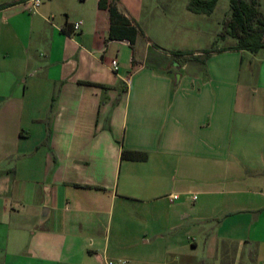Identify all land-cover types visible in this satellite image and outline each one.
Wrapping results in <instances>:
<instances>
[{
    "label": "crops",
    "instance_id": "0c3cea01",
    "mask_svg": "<svg viewBox=\"0 0 264 264\" xmlns=\"http://www.w3.org/2000/svg\"><path fill=\"white\" fill-rule=\"evenodd\" d=\"M30 1L0 0V264H264V50L170 63L124 0L133 46Z\"/></svg>",
    "mask_w": 264,
    "mask_h": 264
},
{
    "label": "rangeland",
    "instance_id": "374dc122",
    "mask_svg": "<svg viewBox=\"0 0 264 264\" xmlns=\"http://www.w3.org/2000/svg\"><path fill=\"white\" fill-rule=\"evenodd\" d=\"M257 1L260 17L264 20V0ZM124 3L133 13L142 9L138 24L139 50L145 49V40L150 39L151 48L158 50L162 58L169 55L166 60L170 63L204 59L208 52L237 42L230 37L223 39L224 24L231 14L229 0H219L211 15L189 11L190 0H124ZM130 52L133 57L132 49ZM226 256L231 262V256Z\"/></svg>",
    "mask_w": 264,
    "mask_h": 264
},
{
    "label": "trees",
    "instance_id": "16d2710c",
    "mask_svg": "<svg viewBox=\"0 0 264 264\" xmlns=\"http://www.w3.org/2000/svg\"><path fill=\"white\" fill-rule=\"evenodd\" d=\"M219 0H190L189 11L195 14L211 15ZM231 14L224 24L223 39H234V48H222L208 52H222L226 50H248L258 53L264 50V20L260 17L259 3L257 0H229ZM19 2H13L15 5ZM100 10H109L111 17L110 38L116 40H128L131 45L135 44L137 29L130 20L121 14L118 9L109 5L108 0L99 1ZM180 55V54H179ZM134 58V56H133ZM56 97L53 98V102Z\"/></svg>",
    "mask_w": 264,
    "mask_h": 264
},
{
    "label": "built area",
    "instance_id": "2783aa9c",
    "mask_svg": "<svg viewBox=\"0 0 264 264\" xmlns=\"http://www.w3.org/2000/svg\"><path fill=\"white\" fill-rule=\"evenodd\" d=\"M40 5H41V0H31L30 2L27 3V10L29 12H37V9L39 8ZM78 28H79V24L75 26V30H77ZM111 67L114 71L119 70V64L117 60L112 61ZM171 197L173 200L178 199V196H171ZM194 199H196V197H194ZM103 264H126V261L105 259L103 261Z\"/></svg>",
    "mask_w": 264,
    "mask_h": 264
}]
</instances>
